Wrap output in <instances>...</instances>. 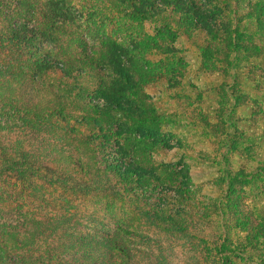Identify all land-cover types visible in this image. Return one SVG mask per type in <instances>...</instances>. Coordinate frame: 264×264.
<instances>
[{
	"label": "trees",
	"instance_id": "16d2710c",
	"mask_svg": "<svg viewBox=\"0 0 264 264\" xmlns=\"http://www.w3.org/2000/svg\"><path fill=\"white\" fill-rule=\"evenodd\" d=\"M180 36L224 78L219 121L201 116L215 199L155 159L177 114L149 91L184 90ZM252 61L264 66V0H0V264H170L161 237L189 245L184 264H264V166L231 164L250 150L234 115ZM260 71L244 80L264 88ZM93 198L121 219L78 215Z\"/></svg>",
	"mask_w": 264,
	"mask_h": 264
},
{
	"label": "rangeland",
	"instance_id": "374dc122",
	"mask_svg": "<svg viewBox=\"0 0 264 264\" xmlns=\"http://www.w3.org/2000/svg\"><path fill=\"white\" fill-rule=\"evenodd\" d=\"M100 9L102 12H100ZM109 15L108 10L103 11V6H100L96 19H105ZM148 30L151 32L152 28L148 27ZM175 46L179 50V57L185 65V75L182 80L184 90L161 97L155 92L149 91L154 96L155 103L160 107L162 113L177 114V120L165 127V132H170L173 135L169 142L173 149L165 152L160 151L155 159L158 162L168 163L181 161L182 164L188 167L192 182L198 191L196 199H215L218 193L211 189L214 180L218 176V169L214 164L206 162L208 159L205 158V155L211 154V150L216 144L214 139L208 136V133L202 127L201 119L202 117L206 118L211 125H216L219 121L218 92L224 78L219 77L217 74H208L201 67L200 53L190 41L180 36ZM261 68H264L261 63L252 61L242 69L244 76L242 82L243 94L246 96V103L236 110L234 120H237L239 130L236 135L240 136V132L243 133V138L240 141L243 147L250 150L247 152L248 155L241 150L238 154L231 156L232 167L236 170L241 167L257 168L258 166H264V88L257 87V80H251V78L244 80L250 71H255V75H259ZM75 201H72L74 202L73 205L77 203ZM254 201L258 202V205L263 202L260 201L259 203L258 199H254ZM81 203L82 205L76 210L78 215L99 216L106 219L110 227L114 226L122 217L117 202L114 203L115 207L111 209H109L110 206H105L107 204L106 200L103 201L98 198L81 200ZM108 204L110 205V203ZM72 212L75 213V210L72 209ZM83 223H86V221H83ZM208 233L206 231L205 235H208ZM199 236L208 240V237ZM161 238H163V253L167 256L170 264H184V262L189 261L191 254L188 249L189 245L183 246L184 241L182 240Z\"/></svg>",
	"mask_w": 264,
	"mask_h": 264
}]
</instances>
